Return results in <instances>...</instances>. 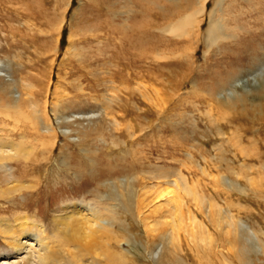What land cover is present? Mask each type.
Returning a JSON list of instances; mask_svg holds the SVG:
<instances>
[{
  "label": "rangeland",
  "instance_id": "1",
  "mask_svg": "<svg viewBox=\"0 0 264 264\" xmlns=\"http://www.w3.org/2000/svg\"><path fill=\"white\" fill-rule=\"evenodd\" d=\"M4 104L30 118L11 135L32 155L7 169L33 189L0 183V219L52 237L62 204L96 201L135 264L173 247L186 264H264V0H0ZM216 212L237 222L229 238Z\"/></svg>",
  "mask_w": 264,
  "mask_h": 264
},
{
  "label": "bare ground",
  "instance_id": "2",
  "mask_svg": "<svg viewBox=\"0 0 264 264\" xmlns=\"http://www.w3.org/2000/svg\"><path fill=\"white\" fill-rule=\"evenodd\" d=\"M219 24L216 25L221 29L223 24L220 22ZM130 30L131 32L128 35L130 37L128 38H130V45H133L138 34L136 31H139V29L135 31L134 24ZM133 32H136V35ZM26 113L24 107H15L14 104H4L0 108V118L3 119L1 121L3 126L1 125L0 127V183L4 182L6 184L5 186L2 184L5 187L2 190L4 194L19 193L24 190L33 189V186H24L23 183H20L11 173L12 170L7 169L9 164L18 163L19 159L26 160L32 155L31 147L25 145L26 142L24 139L26 137L24 135H20L19 141L14 140L11 135L12 132L18 130L19 124L30 122V118ZM6 121H12L13 123L8 130H5V125H7ZM19 131L21 132V130ZM4 132L8 133L4 134ZM35 141L38 142L40 148L44 147L45 139L43 137ZM161 177L164 178L162 180L164 182L161 185L163 184L167 187L170 185L175 189H179L177 183L173 185L166 181L165 175ZM203 202L208 203L207 200H203ZM61 206L62 214L55 215L50 222L53 230L52 237H48L49 234L47 236L44 233L43 227L38 225L39 232L33 233L31 229H34L36 225L34 222L29 221L24 214L18 213V215L13 217V221L7 218H1L0 236L6 239L9 237L12 240L7 242L10 252L0 253V264H135L125 250L122 248L119 249V246L124 244L117 233V230L121 229V226L119 224L115 226L116 221L110 210L111 208L109 209V204L88 201V203L66 202ZM209 207L215 209L214 204H210ZM213 211L211 210L212 214ZM215 214L219 219H217L219 227L228 228L226 235L229 238L236 227L238 228L237 222L228 212H225V214L216 212ZM166 236L165 231H162L159 236V239L164 245L168 241ZM150 238H153V236H150ZM49 240H55V246L49 245ZM179 252V248L177 249L176 247H173V250L170 252L167 251L168 256H164L166 259L165 264H186L180 257Z\"/></svg>",
  "mask_w": 264,
  "mask_h": 264
}]
</instances>
